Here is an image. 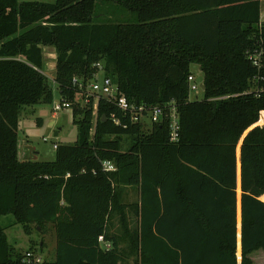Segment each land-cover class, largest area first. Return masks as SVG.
<instances>
[{
	"label": "trees",
	"instance_id": "16d2710c",
	"mask_svg": "<svg viewBox=\"0 0 264 264\" xmlns=\"http://www.w3.org/2000/svg\"><path fill=\"white\" fill-rule=\"evenodd\" d=\"M260 12V0H0V218L11 215L26 234L55 232V258L36 264L260 263L264 126L253 124L264 123V91L251 89L264 81L253 80L258 70L246 55L264 46ZM45 47L55 50L53 79L78 128L76 142L59 144L50 161L23 150L19 158L17 135L22 109L52 102ZM97 63L128 100L172 101L179 139L169 140L166 123L145 129L125 120L104 99L95 115L76 100L73 78L91 77ZM192 64L204 85L195 100ZM104 160L116 169L104 170ZM129 187L139 202L125 201ZM0 264H35L1 223Z\"/></svg>",
	"mask_w": 264,
	"mask_h": 264
},
{
	"label": "rangeland",
	"instance_id": "374dc122",
	"mask_svg": "<svg viewBox=\"0 0 264 264\" xmlns=\"http://www.w3.org/2000/svg\"><path fill=\"white\" fill-rule=\"evenodd\" d=\"M30 1V0H18ZM42 2H54L55 0H32ZM47 52H55L50 47L46 49ZM45 61L51 60L50 57L44 58ZM52 61V60H51ZM55 62V59L53 60ZM43 72L48 77V83L52 90L53 98L50 103H38L31 107L26 106L22 109L18 118V140L20 141V148L23 153L26 154L27 158L34 160H46L50 161L55 158L54 143L59 144H74L77 140L78 128L73 122L72 107H63L58 110H54L53 107L60 103L59 90L57 83L54 81V70H45ZM191 72L194 76L196 83H201L203 74L197 64L191 65ZM102 76L103 72L98 73ZM202 89H197L189 95L190 100L202 98ZM91 105V104H90ZM89 106V105H88ZM93 115H95L93 113ZM40 119V122L37 120ZM104 119V118H103ZM95 120V119H94ZM253 125H259L255 123ZM148 126V125H147ZM145 129H151L143 126ZM55 132H58L55 135ZM129 138L123 136L122 138V149H126L129 145ZM23 147V148H22ZM21 152V151H20ZM23 155V154H22ZM24 156V155H23ZM237 195H240V188L237 186ZM128 194V192H127ZM126 194V195H127ZM0 223L5 227V233L9 243L18 250H26L33 243L35 252L41 254L44 259L53 260L54 251L53 247V235L52 230L47 229L45 232L32 228L31 234H26L23 227L19 223H15L11 215H6L0 218ZM117 227V221L114 222V227ZM116 231V230H115ZM43 244L40 246L39 242ZM257 252L253 253L252 256L256 260ZM255 264H260L255 261Z\"/></svg>",
	"mask_w": 264,
	"mask_h": 264
},
{
	"label": "built area",
	"instance_id": "2783aa9c",
	"mask_svg": "<svg viewBox=\"0 0 264 264\" xmlns=\"http://www.w3.org/2000/svg\"><path fill=\"white\" fill-rule=\"evenodd\" d=\"M246 55L258 70L257 74L253 77V80L257 82L264 81V75L260 72V69L263 65L264 46L258 49L247 50ZM97 65H99L100 69L93 73L91 77L73 78V83L76 85L77 89L76 100L80 101L81 104L91 106L93 113L95 114L99 100L104 99L105 101L115 104L117 109L122 112L125 120H128L131 123H140L141 125L149 128H152L155 124L166 123L169 132V140L175 142L179 139L180 126L178 122V114L172 101L162 105H147L145 103L130 101L119 90L118 85L112 80L111 77L106 76L104 73L102 76L98 74L99 72H103V70L99 63H97ZM201 83H196L194 81L193 74H189L187 77L189 94L193 91H196L197 89H200ZM251 90L255 92L264 91V84L260 86L256 85ZM232 96H237V94H224L211 99L220 100ZM63 107H72V103L68 101H60L59 104L54 105L53 109L58 110ZM263 114L264 111H260L259 120ZM110 118L116 125H122L124 127L127 125L126 122H123L121 118L116 116V114H111ZM259 125L264 126V123H259ZM57 146V143L53 144L55 149ZM102 167L107 171H114L116 169L115 164L109 160L102 161ZM98 240L103 241L102 236H99ZM103 246L109 248L110 243L104 242ZM23 253L24 261L26 263L36 264L44 260L41 254H38V252L32 251L29 248L24 250Z\"/></svg>",
	"mask_w": 264,
	"mask_h": 264
},
{
	"label": "crops",
	"instance_id": "0c3cea01",
	"mask_svg": "<svg viewBox=\"0 0 264 264\" xmlns=\"http://www.w3.org/2000/svg\"><path fill=\"white\" fill-rule=\"evenodd\" d=\"M261 2V12H260V24L264 25V0H260ZM50 48V47H45L44 48V53H48V54H53L55 52H47L46 49ZM52 60V61H51ZM50 62H54V59H51ZM257 123V122H256ZM255 126V125H253ZM58 133V132H57ZM23 148V147H22ZM125 201L127 203H133L135 201L140 200V194L137 190L133 189L132 187H129L128 189V194L124 197ZM261 199V196H260ZM262 200V199H261ZM263 201V200H262ZM239 202H240V198H239ZM129 218H132V212L129 213ZM14 220V219H13ZM51 234L53 235V247H52V251H54V257L55 258V244H56V240H55V232L52 230ZM99 242L102 244V246L104 245V241L99 240ZM40 246H42L43 244L41 243V241L39 242ZM31 245H34L33 243ZM237 259L238 262H240V258H241V251H240V222H239V229H238V225H237ZM258 258L260 260L261 264H264V254L263 253H258Z\"/></svg>",
	"mask_w": 264,
	"mask_h": 264
},
{
	"label": "water",
	"instance_id": "95a60500",
	"mask_svg": "<svg viewBox=\"0 0 264 264\" xmlns=\"http://www.w3.org/2000/svg\"><path fill=\"white\" fill-rule=\"evenodd\" d=\"M44 56L46 58L50 57L51 59H55L56 54L55 53H53V54L44 53ZM54 67H55V62H49V61H45L44 62V69L45 70L48 71L50 69H54ZM200 87H201L202 90L204 89L203 83H201ZM103 118H104V115H103ZM56 134H57V132H55V135ZM239 148H240V145H239ZM18 149H19L18 156L20 158V156H21V152H20V150H21V148H20V141H18Z\"/></svg>",
	"mask_w": 264,
	"mask_h": 264
}]
</instances>
